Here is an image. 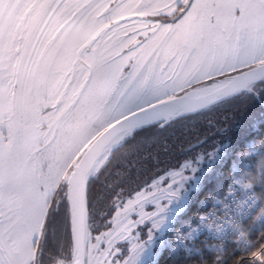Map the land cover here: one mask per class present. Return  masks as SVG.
<instances>
[{
    "label": "snow or ice",
    "instance_id": "1",
    "mask_svg": "<svg viewBox=\"0 0 264 264\" xmlns=\"http://www.w3.org/2000/svg\"><path fill=\"white\" fill-rule=\"evenodd\" d=\"M0 264H264V0H0Z\"/></svg>",
    "mask_w": 264,
    "mask_h": 264
},
{
    "label": "trees",
    "instance_id": "2",
    "mask_svg": "<svg viewBox=\"0 0 264 264\" xmlns=\"http://www.w3.org/2000/svg\"><path fill=\"white\" fill-rule=\"evenodd\" d=\"M205 167H207V162H206V164H205Z\"/></svg>",
    "mask_w": 264,
    "mask_h": 264
}]
</instances>
